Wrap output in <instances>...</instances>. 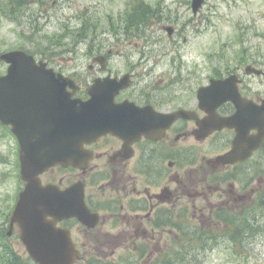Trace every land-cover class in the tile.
Returning <instances> with one entry per match:
<instances>
[{"label": "flooded vegetation", "instance_id": "obj_1", "mask_svg": "<svg viewBox=\"0 0 264 264\" xmlns=\"http://www.w3.org/2000/svg\"><path fill=\"white\" fill-rule=\"evenodd\" d=\"M33 1L37 3V14L27 16L34 18L36 15L38 21L44 19L51 22L57 18L52 9L65 0ZM5 2L8 5L3 11L7 18L13 23H22L25 17L23 3L28 0ZM141 8L147 24L150 6L144 3ZM37 24H41V21ZM180 25L167 22L160 26L156 34L164 32L162 36H167L168 41L174 43L183 33L180 32ZM146 29L147 25L145 34ZM112 31L110 33L104 29L97 47L84 50L73 69L64 63L63 56L36 53V58L44 61L48 68L73 77L78 84L75 96L84 100L89 98V88L96 78L119 80L129 75L131 84L115 95L116 105L133 103L136 107L152 106L157 113L183 111L185 115L177 118L160 140L143 137L126 145L120 137L107 134L85 145L94 153L85 170L72 165H58L43 173L41 179L44 184L55 183L61 188L83 182L86 203L92 212L99 214V224L94 229H88L75 217L64 219L58 225L71 232L80 248H131L143 237L147 243L163 246L174 242L179 246L183 245V232L191 227L197 230L203 217L207 216L210 218L211 238L216 246L244 248L255 247L256 243L262 245L264 34L257 33L258 43L250 44L248 49L245 43L246 54L239 63L213 66L208 78L201 80L198 69L179 68L174 78L169 79L171 75L166 78L168 74L157 73V66L150 63L156 57L152 54V48L156 45L152 37L145 41L143 49H136L135 52L139 53L137 56L128 48L131 45L129 37L136 35V31L119 30L117 27ZM115 41L119 48L112 45H115ZM18 48H10L6 52ZM169 52L172 53V49ZM163 54L166 55V50ZM3 64L0 76L8 71L9 65ZM227 78L235 79L230 81V92L235 87L241 96L243 128L239 132L235 127H219L206 134V127L203 126L208 124L210 118L236 117L235 114L239 112L235 102L224 98L225 90L220 94L214 92L217 99L204 104L199 98L200 89L212 79ZM172 81L175 87H171ZM7 83L25 85L24 82ZM159 83H165V86L161 87ZM45 85L51 84L45 82ZM48 93L53 94L51 91ZM68 93L72 97L71 87L65 90V94ZM170 93L175 95L173 99ZM7 94L10 104L5 106V110L23 114V102L14 105L16 99H25L23 92L17 98L13 97V90L7 91ZM36 113L45 119L54 116L53 109L44 103H38ZM30 129L29 125H22L20 132L23 135ZM237 144L239 154H231ZM22 147L23 142L13 131L12 124L0 120V154L6 151L16 153L9 164L18 172L17 186L9 190L14 194L12 201L0 209V264H23L26 257L21 228L12 221L17 200L25 188V181L20 175ZM227 154L231 155V159H227ZM0 163L4 165V162ZM4 171L0 170V178ZM185 216H190L191 222L186 221Z\"/></svg>", "mask_w": 264, "mask_h": 264}, {"label": "rangeland", "instance_id": "obj_2", "mask_svg": "<svg viewBox=\"0 0 264 264\" xmlns=\"http://www.w3.org/2000/svg\"><path fill=\"white\" fill-rule=\"evenodd\" d=\"M5 1L0 0V53L15 47H23L35 52L48 51L57 55L60 53L64 63L66 62L71 69L74 68L78 57L85 53L84 50L93 48V45L94 48L97 47L104 29L112 33L113 28L117 27L119 30L136 31V35L131 34L129 37L131 45L128 48L137 56L139 53L135 52L136 49H143L145 41L152 37L156 43L152 48V54L156 57L150 63L157 66V73H166L168 76H163L168 78L171 75L169 79H172L179 68L194 71L198 69L203 80L208 78L213 66L239 63L246 54L245 43L248 49L250 44L258 43V38L255 36L257 33L264 34V0H206L197 15L192 11V0H62L63 2L52 9L57 18L51 22L41 19V24H37L40 21L37 20L36 15L34 18L27 16L30 13L37 14V3L33 0L23 3L22 12L25 17L22 23H13L7 18L3 11L8 5ZM143 3L150 6L151 12L147 17L146 34L144 24L129 25L130 14ZM112 18H114V27ZM167 22L181 24L180 32L183 33L174 43L169 42L167 36H162L164 32L156 34L160 26ZM126 41L127 39L124 42ZM117 43V41L115 45L112 43L114 48H119ZM69 49L73 51H68ZM170 49L172 53L169 52ZM164 50L166 55L163 54ZM125 59L127 61V57ZM3 69L4 64L0 60V73ZM173 82L171 87L176 85ZM159 85L164 87L165 83ZM169 95L172 99L175 96L172 93ZM16 155L8 151L0 154V161L4 162V165L0 163V170L5 169L0 178V209L5 208L7 203L12 201L14 194L9 190L17 186L18 172L9 164ZM185 218L186 221L191 222L190 216ZM200 223L199 228L210 231L209 217H203ZM183 233L186 234L183 245L178 246L171 242L159 246L148 241L142 245L139 242L137 245L140 244V247L137 250L140 253L142 249L141 255L147 256V250L162 254L160 256L164 257L158 260L163 264H264V242L262 245L256 243L255 247L228 248L216 246L215 243L205 240L206 248H204L197 243L187 244V240H197L198 232ZM110 248L84 249L87 264L94 263L99 253L105 260L115 262L128 252L125 248ZM113 251L116 252L117 259H114ZM133 252L135 255L130 252L133 257L129 258L133 259L134 263L157 264L152 262L155 256L152 258L146 256L143 260L136 259V261L135 258L138 257L136 248ZM169 260L172 262H167Z\"/></svg>", "mask_w": 264, "mask_h": 264}, {"label": "water", "instance_id": "obj_3", "mask_svg": "<svg viewBox=\"0 0 264 264\" xmlns=\"http://www.w3.org/2000/svg\"><path fill=\"white\" fill-rule=\"evenodd\" d=\"M205 0H193V9L197 13ZM11 63L9 75L0 78V100L7 82H73L62 74L39 67L32 55L25 51H13L2 56ZM230 79L212 81L211 85L200 90L202 102L207 100L203 93L212 87L224 88ZM222 83V84H221ZM126 85L108 81L106 84L96 83L89 89L91 98L87 101L57 96L56 101L50 99L53 107L52 120L46 121L48 136H24L29 139L22 151V177L27 181L25 190L21 193L13 218L22 221L23 239L27 244L31 256L39 264H75L80 252L72 243L70 234L57 228L47 216L60 220L69 216H78L83 221L90 216L83 200V190L77 192L72 200H68L67 190H60L57 186L42 185L38 175L52 165L73 164L83 167L88 162L87 152L83 145L97 139L102 134L112 133L128 144L140 140L142 136L152 139H161L166 129L184 112L176 114H160L150 108H140L133 104L114 103L115 94ZM72 87L76 89L75 84ZM32 88V87H31ZM33 87L32 89H37ZM64 88V87H63ZM57 85L53 87L57 92L63 90ZM42 93L41 90H34ZM42 95H44L42 93ZM4 96V95H3ZM45 96V95H44ZM235 94L227 95L226 99H234ZM31 101L37 103L31 96ZM42 104V102H41ZM241 107V102L239 101ZM238 118L212 120L204 125L207 128L219 126L236 127L241 132L242 113ZM218 121V122H217ZM227 159H231L227 156ZM67 196V203L66 201ZM95 225V224H93Z\"/></svg>", "mask_w": 264, "mask_h": 264}, {"label": "trees", "instance_id": "obj_4", "mask_svg": "<svg viewBox=\"0 0 264 264\" xmlns=\"http://www.w3.org/2000/svg\"><path fill=\"white\" fill-rule=\"evenodd\" d=\"M129 261H130V260H127V261H126L127 263H125V264H136V263H134V262H129ZM167 262H169V263H170V262H172V261H171V260H169V261H167ZM156 263H157V264H162V262H161V261H157ZM80 264H82V263H80Z\"/></svg>", "mask_w": 264, "mask_h": 264}]
</instances>
